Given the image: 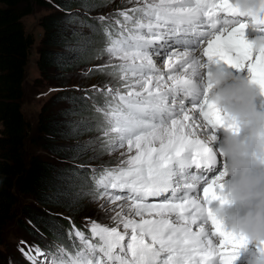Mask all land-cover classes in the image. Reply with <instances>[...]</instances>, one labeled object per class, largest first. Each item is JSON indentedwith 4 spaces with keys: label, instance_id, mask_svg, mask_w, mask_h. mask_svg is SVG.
Returning <instances> with one entry per match:
<instances>
[{
    "label": "snow or ice",
    "instance_id": "obj_1",
    "mask_svg": "<svg viewBox=\"0 0 264 264\" xmlns=\"http://www.w3.org/2000/svg\"><path fill=\"white\" fill-rule=\"evenodd\" d=\"M129 3L115 16L98 17L99 26L70 14L66 23L73 25L76 46L55 58L57 64L85 55L105 61L96 66L108 77L103 89L93 86L86 98H61L69 106L64 115L90 111L88 99L100 119L64 121L66 137L99 134L68 149L73 160H88L58 177L66 183L56 195L74 207L86 198L103 200L99 207L106 216L113 213L111 224L89 220L86 234L73 223L68 241L53 225L60 241L54 250L34 245L20 251L30 264H234L248 241L225 230L207 207L226 202L225 169L203 184L202 196L196 173L216 162L209 147L216 129L238 134L240 125L209 100L203 80L206 68L226 67L246 73L243 79L264 96V48L257 50L245 37L249 23L264 33V14L243 15L234 0ZM77 24L87 33L76 31ZM96 37L103 38L102 47H95ZM116 152L122 157L118 166L93 167L89 177V161ZM257 252L264 255V242Z\"/></svg>",
    "mask_w": 264,
    "mask_h": 264
},
{
    "label": "trees",
    "instance_id": "obj_2",
    "mask_svg": "<svg viewBox=\"0 0 264 264\" xmlns=\"http://www.w3.org/2000/svg\"><path fill=\"white\" fill-rule=\"evenodd\" d=\"M32 3L51 9L39 19L43 34L36 61L37 68L43 78L62 88L54 94L52 104L40 108L36 134L32 137L33 142L48 156L34 153L26 157L24 146L28 123L21 110V102L33 39L25 32L22 17L31 13ZM125 5L127 3L123 0H117L111 12ZM104 7L103 0H0V246L3 244L5 227L14 220L33 238V241L27 242L29 246L38 245L41 249L51 248L54 241L60 242L53 231V225L63 234L64 240L68 241L71 230L67 218L84 222L96 220L107 225L89 209L87 198L74 207L67 197L56 195L58 190H63L66 183L58 177L67 175V170L75 169L77 165L88 160L87 156L82 160H73L74 153L68 149L99 134L93 132L75 138L62 135L66 131V120L100 119L91 110L92 101L88 99H85V103L90 111L81 116L63 114L69 106L62 97L86 98L93 95L85 87H64L67 84L65 80L68 74L81 68H86L87 72L92 70L88 78L107 77L96 68L100 61L89 55L64 64H57L55 58L65 51L66 46L75 47L78 40L77 36L70 34L69 29L73 25L66 23L69 15L99 26L101 22L94 16ZM75 28L76 31H88L78 24ZM95 39V47H102L103 38ZM108 156L103 155L100 159L89 161L88 168L90 165L118 164ZM88 174L91 177L90 168ZM18 194L30 201L16 209ZM78 226L89 234L86 227ZM21 259L20 257L11 264H29L26 257L23 261ZM3 261L4 255L0 251V264Z\"/></svg>",
    "mask_w": 264,
    "mask_h": 264
},
{
    "label": "clouds",
    "instance_id": "obj_3",
    "mask_svg": "<svg viewBox=\"0 0 264 264\" xmlns=\"http://www.w3.org/2000/svg\"><path fill=\"white\" fill-rule=\"evenodd\" d=\"M234 4L243 15L264 14V0H234ZM252 44L257 50L264 48V35L255 36ZM203 86L208 88L209 100L239 122V131L247 129L246 141L230 132L216 149L225 162L228 181L223 190L226 202L211 211L223 221L225 206L236 205L238 211L227 221L229 230L258 245L264 242V110H258L255 103L259 91L221 66H213L210 73L205 69ZM253 264H264V255Z\"/></svg>",
    "mask_w": 264,
    "mask_h": 264
},
{
    "label": "rangeland",
    "instance_id": "obj_4",
    "mask_svg": "<svg viewBox=\"0 0 264 264\" xmlns=\"http://www.w3.org/2000/svg\"><path fill=\"white\" fill-rule=\"evenodd\" d=\"M105 4H108L103 10L100 11V15H105L108 10L115 8L117 0H103ZM124 2L128 3L127 6L132 5L129 3V0H123ZM32 11L28 15L22 17L23 26L25 32L28 36L33 39V44L29 50V57L26 65V72H25V80L23 83V97L21 102V110L26 118L28 123V130L25 139V154L26 157L31 156L34 153H39L44 156H48L45 152H43L38 144L33 142L32 137L36 134V123L38 118V113L40 108L43 105H49L53 103L54 94L60 90L62 87L58 86L56 83L49 81L46 78H43L40 75V72L37 68V58H38V50L40 45V39L43 34V29L39 24V19L44 14L51 11L50 8L41 7L36 3H32ZM106 59V58H105ZM163 59V58H162ZM100 64H103L104 60H99ZM158 67L161 68L164 64L158 63ZM87 72L86 68H81L79 70L73 71L68 74L65 81L67 84L64 87H77L82 88L85 87L86 89H92L93 86L100 87L103 89L104 81L108 80V77L102 78H88L85 76L84 73ZM63 87V88H64ZM108 156V155H105ZM110 159L117 161L118 164L122 157L120 156L119 152L113 153L108 156ZM126 158V157H125ZM99 166V165H98ZM117 166V165H116ZM30 199L25 198L21 195H17V208L20 207L21 204L29 202ZM89 209H91L94 214H96L97 218H100L101 221L106 222L107 224H111V220L109 216L113 215V213H109L108 216L105 215L103 209L99 207L101 203H104L103 200H99L96 202H88ZM19 216V213H18ZM21 241L25 243L22 244ZM33 241V238L17 223L16 220L9 223L3 233V244L0 246V251L4 255V261L2 264H9L8 262L11 260H18L20 257L21 260L25 259V255L20 251L21 248L25 251V246L27 242ZM250 252L257 251V244L256 242L249 241L248 244ZM258 257V256H257ZM256 257L253 258V261Z\"/></svg>",
    "mask_w": 264,
    "mask_h": 264
},
{
    "label": "bare ground",
    "instance_id": "obj_5",
    "mask_svg": "<svg viewBox=\"0 0 264 264\" xmlns=\"http://www.w3.org/2000/svg\"><path fill=\"white\" fill-rule=\"evenodd\" d=\"M161 63L160 64H164V60L163 59H161V61H160ZM158 63H159V61H158ZM159 65V64H158ZM164 68H165V66H163Z\"/></svg>",
    "mask_w": 264,
    "mask_h": 264
}]
</instances>
